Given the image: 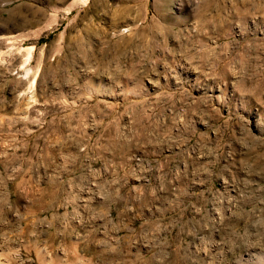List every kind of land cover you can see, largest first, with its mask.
I'll use <instances>...</instances> for the list:
<instances>
[{"label": "rangeland", "instance_id": "obj_1", "mask_svg": "<svg viewBox=\"0 0 264 264\" xmlns=\"http://www.w3.org/2000/svg\"><path fill=\"white\" fill-rule=\"evenodd\" d=\"M0 264H264V0H0Z\"/></svg>", "mask_w": 264, "mask_h": 264}, {"label": "bare ground", "instance_id": "obj_2", "mask_svg": "<svg viewBox=\"0 0 264 264\" xmlns=\"http://www.w3.org/2000/svg\"><path fill=\"white\" fill-rule=\"evenodd\" d=\"M31 51H32V50H31ZM30 55H31V54H30ZM30 55H29V56H30ZM30 58H31V57H30ZM30 58H29V59H30ZM28 72H29V71H28ZM28 72H27V73H28Z\"/></svg>", "mask_w": 264, "mask_h": 264}]
</instances>
